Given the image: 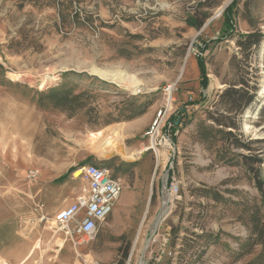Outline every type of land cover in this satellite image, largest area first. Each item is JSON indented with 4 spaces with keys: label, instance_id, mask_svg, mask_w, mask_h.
Returning a JSON list of instances; mask_svg holds the SVG:
<instances>
[{
    "label": "rangeland",
    "instance_id": "obj_1",
    "mask_svg": "<svg viewBox=\"0 0 264 264\" xmlns=\"http://www.w3.org/2000/svg\"><path fill=\"white\" fill-rule=\"evenodd\" d=\"M234 1L0 0V264H14L31 249L23 263L37 264L40 253L46 259L60 250L61 233L40 230L47 240L37 246L38 236L23 228L37 224V207L56 212L72 202L85 188L73 173L87 165L110 168L122 192L136 194L132 209L118 211L116 203L101 224L93 241L103 242L101 258L110 255L117 264L127 252L137 264L163 218L179 214L172 264L264 262L254 231L264 217L255 183L264 186V41L250 52L238 46L243 34L264 36V0H238L230 20ZM230 22L235 33L225 36ZM198 56L206 65L205 89ZM170 83H176L170 119L184 113L181 127L161 132L166 154L157 157L164 140L154 146L158 153L138 154L149 146L146 133ZM230 86L253 96L241 115L231 114L243 149H229L219 132L205 135L209 117L224 112L220 92ZM53 92L83 93L84 107L71 102L62 109ZM143 108L125 140L123 123ZM239 154L251 158L245 163ZM30 170L38 172L31 180Z\"/></svg>",
    "mask_w": 264,
    "mask_h": 264
},
{
    "label": "built area",
    "instance_id": "obj_2",
    "mask_svg": "<svg viewBox=\"0 0 264 264\" xmlns=\"http://www.w3.org/2000/svg\"><path fill=\"white\" fill-rule=\"evenodd\" d=\"M175 90L176 83L166 84L162 89V105L157 110L146 133L149 140V148L147 149L159 146L161 140L167 141L168 138L166 139L164 134L160 136L161 132H169V129L173 128L180 120V117L176 118L177 115L174 121L170 119L175 102ZM165 128L167 129L165 130ZM152 140L153 145H150ZM77 171L85 183L82 192L72 203L51 217L42 212L43 206L37 207V213H39L37 221L42 223L44 228L52 234L61 233L64 242L88 244L96 238L100 225L112 212L121 194L123 184L108 167L87 165ZM37 174V171L30 170L26 177L31 180L36 178ZM168 189L171 196L178 193V186L173 180ZM169 256L172 254L169 253ZM130 262L131 257L129 256L123 264H130Z\"/></svg>",
    "mask_w": 264,
    "mask_h": 264
},
{
    "label": "crops",
    "instance_id": "obj_3",
    "mask_svg": "<svg viewBox=\"0 0 264 264\" xmlns=\"http://www.w3.org/2000/svg\"><path fill=\"white\" fill-rule=\"evenodd\" d=\"M135 118L129 119L123 123L124 124V133L122 135H123L125 140H131L134 130L137 129V125L135 127V123H136ZM132 149H133L132 143L130 146L124 147V151L126 153H129ZM135 198H136V194L134 191H132V190L131 191L130 190L125 191L124 190L120 194V196L116 202L117 204L115 203L116 209L118 211L128 212L130 209H132L134 207L135 201H136ZM149 201H150V199H149V194H148L146 202L141 206V210H139L141 217L136 222V227H138V228L141 227L143 219L147 213ZM72 202H70V203H72ZM69 204L62 207L61 209L67 207ZM49 206L50 207H48V208H51V209L48 210L47 207L45 208L43 205L42 212L45 213L47 216L51 217L53 214H55L59 210H57L56 212H51L53 209L52 207H54V206H52V205H49ZM112 211H114V207H113ZM38 215H39V213H37L36 219L38 218ZM179 217H180L179 214H169L163 218L161 226L158 227V229H159L158 232L155 233L151 238L149 236L145 240V245H144L142 251L139 253L137 264H172L173 263V260L175 259L174 256L177 254L178 251H177V249H175V247L170 246L171 236H172L171 231H172L173 227H176V225L179 224ZM23 230H24V233L26 235L31 234L33 236V238L35 237V239L38 236V238L36 239L37 240V246H40V244L43 243L42 239L44 241L47 240V237H45V236L42 237V234L40 233L41 231L43 232V231H47V230L44 228L43 224L40 223L39 221H37V224H35L33 226L32 225L26 226L25 228H23ZM149 238H150V240H149ZM50 239L53 240L54 236H51ZM99 239H100V236H99ZM136 239H137V237H136ZM63 240L64 239L61 240V242L63 244L61 243L62 246H61L60 250L57 251L55 253V255H52V257H48L45 259L44 258L45 255H42L40 253L39 258H37V264H111L112 263L111 262L112 256L109 255L108 257H106L104 259V258L100 257V256H102V255H100L101 253H96V252H98L97 246H98L99 242L98 241L93 242L95 239L88 244H73L70 241L64 242ZM96 240H98V237ZM100 243L101 244H99V245L103 244V242H100ZM132 251H131V253H132ZM32 253H33L32 249L29 250L26 253V255H24L23 257H19L16 260V263H14V264H24L23 262L27 261L31 257ZM169 253H171L172 256H169ZM129 256H130V254H129ZM3 261H5V260H3ZM5 262H7V261H5ZM8 264H11V263H8Z\"/></svg>",
    "mask_w": 264,
    "mask_h": 264
},
{
    "label": "trees",
    "instance_id": "obj_4",
    "mask_svg": "<svg viewBox=\"0 0 264 264\" xmlns=\"http://www.w3.org/2000/svg\"><path fill=\"white\" fill-rule=\"evenodd\" d=\"M238 0L234 1V5L231 6L229 9H227V18L232 20L234 19L235 16V6L237 4ZM231 16V17H230ZM230 26L232 27L231 30L229 32H227L225 34V36H230L232 34H234L235 29L233 28V24L230 22ZM241 38L243 40L238 41V46L244 50V51H248L250 52L252 48L257 47L260 45V43L262 41H264V36L261 32L259 31H254V32H250L247 34H243L241 35ZM207 46L205 45V48ZM204 48V49H205ZM204 49H202L201 51H204ZM197 64H198V68H199V76H200V85L203 89H205L208 85V79L206 78V65L204 62V59L201 56L197 57ZM242 84V83H240ZM245 95H247V91L243 90V88L241 87H227L226 89H224L222 92H220V97L222 98V100L224 101L225 104V109L223 113L218 114L219 118H215L213 116L209 117V119L212 120V124H207L206 125V134L207 136H209V134H211L212 132H219L222 134V140L223 142H226V146L231 149L232 147L235 148H246V144L243 143L241 140H239V138L237 137L236 134H234V130L238 129L237 128V124L236 121L233 120L231 118V114H235L236 116L241 115L244 110H246V108H248V106L252 103L253 101V96L249 95L245 98ZM51 97H54L56 99V102L61 106L62 109L66 108V104L67 103H73L74 104V109H82L84 107V104L81 100V98L83 99V93H80L78 95L75 96H70L67 93H62L59 97H56V93L54 94V92L51 94ZM243 98H245L244 103ZM80 100V101H79ZM79 101V102H78ZM145 108H143L140 112H138L137 114L133 115L130 119L135 118L137 115L144 113ZM263 116H264V109L262 111ZM182 115H184V113H179V115H177L179 118ZM223 118V119H222ZM175 117L172 118V121H174ZM226 120H228V122H226ZM180 121V120H179ZM191 122V120H189L186 124L187 125ZM216 126V128H215ZM181 127L180 122H178V124H176L174 126V128H179ZM232 139V142L230 144V140ZM249 150V149H247ZM240 158L242 160H244V162L246 163V160H248L249 158H251V155H245V154H239ZM255 162H259L260 159L255 158L254 159ZM97 166V165H95ZM64 176H61L60 179H62ZM58 180V179H57ZM256 183V187L258 188L262 198L264 199V186L263 184L260 182L259 179H257L255 181ZM256 218L254 216L253 221H255ZM259 227H254V231L257 233V237H258V241L260 246L262 247V257L264 258V217H263V222L259 223ZM176 227H173L172 231H171V243L170 246L171 247H175V240H176V236L173 234L176 233ZM127 252L124 254L123 259L117 263V264H123L125 262V260L127 259ZM126 258V259H125ZM125 259V260H124ZM112 264V263H111ZM248 264H252V263H248ZM254 264V263H253ZM264 264V262L262 263Z\"/></svg>",
    "mask_w": 264,
    "mask_h": 264
},
{
    "label": "bare ground",
    "instance_id": "obj_5",
    "mask_svg": "<svg viewBox=\"0 0 264 264\" xmlns=\"http://www.w3.org/2000/svg\"><path fill=\"white\" fill-rule=\"evenodd\" d=\"M112 140V139H111ZM153 145V140H152V142H150V145ZM163 146H165L164 148H163V150L161 151V152H159L158 153V151L157 150H155L154 152H157L156 154H157V157H159L160 155H162L163 153H165L166 154V151L169 149V142H168V140L165 142V144L163 145ZM147 148H149V146H147V145H145V146H142L141 148H140V150H139V152H137L138 154L140 153V152H142L143 150H146ZM154 148V147H153ZM166 156V155H165ZM162 157H164V156H162ZM157 160H158V158H157ZM79 172L78 171H76L75 173H74V177H77V176H79Z\"/></svg>",
    "mask_w": 264,
    "mask_h": 264
},
{
    "label": "water",
    "instance_id": "obj_6",
    "mask_svg": "<svg viewBox=\"0 0 264 264\" xmlns=\"http://www.w3.org/2000/svg\"><path fill=\"white\" fill-rule=\"evenodd\" d=\"M177 124V123H176ZM172 143V142H171ZM109 157H107V156H102V159H108ZM159 218V217H158ZM157 223V222H156ZM153 236V234L151 233V235H150V238ZM150 238H149V240H150Z\"/></svg>",
    "mask_w": 264,
    "mask_h": 264
}]
</instances>
